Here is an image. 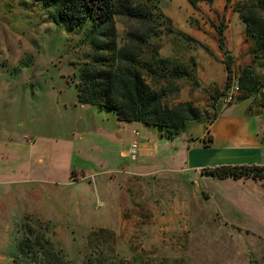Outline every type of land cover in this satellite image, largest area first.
<instances>
[{
	"label": "rangeland",
	"instance_id": "rangeland-1",
	"mask_svg": "<svg viewBox=\"0 0 264 264\" xmlns=\"http://www.w3.org/2000/svg\"><path fill=\"white\" fill-rule=\"evenodd\" d=\"M248 1L214 0L196 7L187 0L161 1V11L174 29L193 39L163 32L151 41L159 58L168 60L171 69L178 67L188 73L175 82L171 94L165 95L164 106H190L199 116L188 122L186 132L176 141L182 139L189 144L206 134L202 145H212L210 126L223 110L238 105L244 106L247 114L264 116V61L254 55L255 41L247 36L236 11ZM118 29L123 36V27L119 25ZM221 39L227 52L220 48ZM91 49L81 36L54 25L37 0H0V126L8 127L2 136L33 144L26 137L37 139L40 125L36 121L40 124L43 120L54 147L44 158L47 168L38 159L40 168H44L38 174L58 183L70 179L73 183L69 187L35 183L10 191L0 207V245L10 252L9 264H43L45 255L53 251L63 257L61 264H227L224 259L230 253H241L242 247H237L246 241L240 244L233 237V246L227 247L231 250L214 246L218 236L204 234L205 229L199 227L201 204L195 203L193 215L189 213L186 178L177 171V164L167 166L171 170L168 172L151 174V169L144 175H134L122 168L121 172L98 177L91 172L96 165L92 162L90 174H72L73 165L81 167L84 161L70 151L78 144L79 134H87L68 126L80 115L76 110L85 106L78 102L77 70L93 55ZM145 50L150 55L151 48ZM249 68L255 91L247 94L239 90L234 102L225 105L224 98L239 88L240 77ZM88 107L103 116H114ZM148 128L156 131L157 139L172 141L157 128ZM116 132L114 127L111 132L98 126L90 138L98 144L110 143L114 140L110 136ZM222 139L216 144H228L234 137ZM91 153L100 154L97 148ZM0 156L4 165L21 162L14 155L9 157L2 145ZM105 159L100 157L101 161ZM156 169H165V164ZM24 172L31 171L25 167ZM260 181L264 185V180ZM231 196L234 208L244 212L239 220H233L238 215L231 210L228 218L223 217V225L250 230L245 234L247 244L259 241V250L264 251V237L255 236L259 231L264 236V215L258 217L255 203L240 206L235 194Z\"/></svg>",
	"mask_w": 264,
	"mask_h": 264
},
{
	"label": "crops",
	"instance_id": "crops-1",
	"mask_svg": "<svg viewBox=\"0 0 264 264\" xmlns=\"http://www.w3.org/2000/svg\"><path fill=\"white\" fill-rule=\"evenodd\" d=\"M76 102L74 103V105ZM80 115L75 117V121L70 124V130L85 132L87 136L79 134L78 144L74 146V150L70 151L74 157H82L83 165L77 167L73 165L72 174L76 172L89 173V167L96 163L91 172L99 176H106L110 173L121 172L120 170H128V173L134 175H144L153 170L151 174L168 172L167 166L176 164L179 166V173H183L186 178V184L189 195H187L186 204L189 207V213L193 215V208L195 203L201 204L203 211L200 219L202 227L205 229L204 234L214 233L218 236V242L214 243L215 247L227 248L231 245L234 238L238 243L242 244L239 247L242 251L224 259L227 264H249L252 260L256 264H264V251L259 250V241L252 240L251 245L247 244L245 234H250V230L241 231L236 227L226 228L223 225V217L228 218L229 212L233 210L239 220L244 212L243 209L234 208L231 203V194H235L238 199V204L244 202H253L258 206V217L264 215V185L260 180L255 179H217L202 174V171L207 168L219 167H263L264 166V116L250 115L246 113L244 106L238 105L228 110H223L219 118L210 126V135L213 143L210 146L202 145L206 137L204 134L200 139L193 143L184 142V140L167 141L161 138H156V131L148 128L141 123H125L118 122L114 116L107 117L96 112L94 108L88 106H80L76 110ZM83 113V116H82ZM38 129L37 139L34 137L33 144H21L14 139L3 137L2 134L8 127L0 126V146L8 149V155L20 160L21 162H14L12 164L4 165L0 156V207L1 204L7 202V196L10 191L18 187H24L28 184H49L63 187L72 186V179L65 182L52 181L49 176L47 178L40 177L39 172L43 173L44 168H40V163L44 165V158H48L51 148L54 147L52 139L44 131V121L40 124ZM110 123L111 126H107ZM46 122V128L50 130ZM98 126L102 130L116 128V134L110 136V143H96V140H91L92 133L97 132ZM140 127H143L141 129ZM218 129V133L215 130ZM139 131L140 137V152L136 161L129 158V150L131 142L134 139L133 131ZM226 134V137H222ZM234 137L232 141H227L228 144L217 145L221 139L228 140ZM7 140H6V139ZM119 140V141H118ZM118 141V142H117ZM77 143V142H76ZM121 143L120 145H118ZM6 146V147H5ZM101 146V147H100ZM99 150V155L95 156L91 153L95 148ZM68 150V149H67ZM70 150V149H69ZM115 152H117V160L114 159ZM152 152V153H151ZM106 157L105 160H100L101 156ZM28 156V157H27ZM113 156V157H112ZM8 159L10 160V158ZM109 158V159H108ZM81 159V158H80ZM148 159V160H147ZM110 162L109 166L105 165ZM121 162V163H120ZM165 169L158 170L156 168L163 166ZM114 166H118L115 169ZM27 167L29 174H23L24 168ZM45 168H47L44 165ZM159 171V172H156ZM91 173V174H92ZM142 173V174H139ZM232 189V192L229 191ZM231 193V194H230ZM241 206V205H240ZM260 218V217H259ZM194 219V217H192ZM255 236L262 239V231L257 232ZM264 234V231H263ZM234 237V238H233ZM230 240V241H229ZM263 240V239H262ZM242 241V242H241ZM264 241V240H263ZM231 242V243H230ZM220 246V247H219ZM231 250V248H227ZM226 249V250H227ZM218 250V251H219ZM11 262V255L4 245H0V264H9Z\"/></svg>",
	"mask_w": 264,
	"mask_h": 264
},
{
	"label": "trees",
	"instance_id": "trees-1",
	"mask_svg": "<svg viewBox=\"0 0 264 264\" xmlns=\"http://www.w3.org/2000/svg\"><path fill=\"white\" fill-rule=\"evenodd\" d=\"M37 1L49 12L54 25L81 36L82 42L93 50V55L77 70L79 104L108 111L121 123L157 128L172 141L186 132L190 120L198 119L190 106H164L165 95L171 94L175 82L188 73L178 67L171 69L168 60L159 58L151 41L159 39L163 32L193 39L174 29L161 11L162 0ZM187 1L196 7L214 0ZM236 11L246 26L247 36L255 41L254 55L264 61V0H249ZM119 25L123 27V36L119 34ZM223 40L220 48L227 52ZM147 48H151L150 55H146ZM251 71L252 68L245 69L239 80V90L247 94L255 91L250 83ZM202 174L217 179L264 180V166L207 168ZM44 260L43 264L64 261L54 251L46 254Z\"/></svg>",
	"mask_w": 264,
	"mask_h": 264
},
{
	"label": "built area",
	"instance_id": "built-area-1",
	"mask_svg": "<svg viewBox=\"0 0 264 264\" xmlns=\"http://www.w3.org/2000/svg\"><path fill=\"white\" fill-rule=\"evenodd\" d=\"M239 91V88L236 87L235 89H233L223 100V103L225 105H228L232 102H234L236 96H237V92ZM133 135H134V139L131 143V147L129 150V158L132 161H136L139 157V152H140V133L139 131L135 130L133 131ZM27 141H34V138H30V137H26Z\"/></svg>",
	"mask_w": 264,
	"mask_h": 264
}]
</instances>
